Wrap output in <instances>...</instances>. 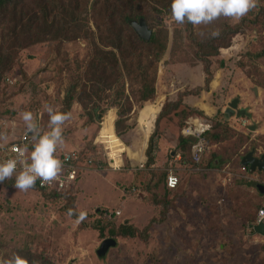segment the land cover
I'll return each mask as SVG.
<instances>
[{
	"label": "rangeland",
	"instance_id": "rangeland-1",
	"mask_svg": "<svg viewBox=\"0 0 264 264\" xmlns=\"http://www.w3.org/2000/svg\"><path fill=\"white\" fill-rule=\"evenodd\" d=\"M257 13L258 23H248L232 48L213 59L214 94L189 96L185 105L201 112L188 118L200 116L212 122L219 111L230 112L231 128L248 138L241 154L252 152L258 158L264 155V56L256 55L264 49V0H259L258 6L245 16L253 20ZM221 18L231 23L243 19ZM159 20L170 30L171 42L160 63L158 92L149 104H156L160 98L164 104L166 98L175 97L179 91L204 84L202 65L192 56L176 23L171 16ZM90 28L95 30L92 22ZM91 50L88 40L79 39L65 42L59 52L53 44L46 43L20 54L0 87V142L11 141L15 134L26 131L23 111H31L40 127L47 130L49 117L43 105L52 104L62 110L71 72L85 63ZM236 98L240 100L239 109L246 110L248 116L239 118L237 110L230 108ZM104 109V105L96 108L90 119L82 105L75 102L70 119L63 125L65 143L60 148L84 150L95 160L96 171L82 174L73 190L75 206L87 212L86 219L79 221L64 212V201L47 200L31 189L23 192L0 186L2 251L13 252L26 246L43 253L54 264H264V237L249 229L250 218L264 200L258 190L259 185L264 186V172L249 173L240 159L233 160L234 155L228 153L232 159L229 164L193 175L189 168L199 171L200 166L176 161L181 155L174 151L188 118L164 120L158 131L155 167L163 170L174 164L176 169L178 165L180 183L170 195L172 205L163 219L162 207L145 200L150 198V193L141 189L145 178L137 176V171L144 169L145 154L141 162H133L125 148L134 146L142 136L138 123L142 109L133 111L130 128L123 135L116 134L125 146L119 147L125 150L120 163L111 160L115 154L100 139L105 124L107 136L111 137L116 120L115 112ZM237 142L230 140L219 146L209 143L204 157L237 150ZM90 144L96 153L90 151ZM145 149L144 146L142 151ZM105 210L119 211L121 215L108 221L102 213ZM112 221L116 226L134 225L140 231L150 224L148 239L110 237L106 223ZM101 227L105 228V238L100 235ZM106 239H114L117 244L99 257L97 251Z\"/></svg>",
	"mask_w": 264,
	"mask_h": 264
},
{
	"label": "trees",
	"instance_id": "trees-1",
	"mask_svg": "<svg viewBox=\"0 0 264 264\" xmlns=\"http://www.w3.org/2000/svg\"><path fill=\"white\" fill-rule=\"evenodd\" d=\"M170 4L171 0H0V87L4 85L5 76L17 64L23 51L39 44L51 43L59 52L65 42L88 40L92 50L85 63L71 72L61 111L70 113L74 103L78 102L91 119L93 111L104 105V112L113 111L116 114L115 133L123 135L130 128L129 120L133 111L136 108L142 109L138 117L142 136L135 141L134 146L125 148L133 162H141L145 154L144 169L138 170L137 176L145 178V181H141V189L150 193V198L145 200L162 207L163 219L172 205L170 195L177 189L171 190L167 186L170 171L175 169L174 164L163 170L155 167L160 124L173 117L181 121L193 114H201L194 107L186 106L185 100L189 96L199 97L203 93L214 94L213 59L218 58L222 51L232 48L235 38L247 30L248 23H258L260 12L253 20L245 16L238 23L219 18L210 25H201L200 30L189 23L176 24L184 35L186 44L191 47L192 56L202 65L204 84L192 89L185 88L175 97L166 98L164 104L162 98L156 104H149L158 92L160 63L171 42L170 30L159 20L160 17L171 16ZM141 19L145 20L152 31L148 41L141 39L130 25V22ZM91 22L94 24V31L90 28ZM213 29L220 31L219 37H209ZM256 56L263 57L264 49ZM229 116L230 112L222 111L214 116L207 139L212 146H219L230 140L238 141L237 150L233 148L204 157L199 164L201 169L219 168L229 164L232 159L238 158L241 161L244 157L241 148L248 138L231 128ZM243 116H248V113ZM144 129H147V133ZM192 145L191 138L184 137L180 132L174 151L175 155H181L179 162L186 166H197L191 158ZM144 146L146 149L143 152ZM89 149L93 154L96 153L91 144ZM81 152L84 156L88 154L84 150ZM228 153L234 157L231 159L227 156ZM245 169L251 174L263 172ZM13 184L14 178L5 180L0 186L12 188ZM31 190L40 192L45 199L53 202L64 201L63 211L66 213L69 209L77 210L73 192L75 188L66 193L35 188ZM263 205L264 201L257 206L249 225L256 224L258 212ZM105 212L107 211L102 213ZM72 217L78 220L75 215ZM106 227L110 228V237L142 236L145 240L148 239L150 230V224L140 231L134 225L116 226L113 221L106 223ZM104 230L105 228H100L103 238ZM1 247L0 239V256L6 258V252L12 253L8 249L2 251ZM13 252L26 257L30 264H54L43 253L26 246Z\"/></svg>",
	"mask_w": 264,
	"mask_h": 264
},
{
	"label": "clouds",
	"instance_id": "clouds-1",
	"mask_svg": "<svg viewBox=\"0 0 264 264\" xmlns=\"http://www.w3.org/2000/svg\"><path fill=\"white\" fill-rule=\"evenodd\" d=\"M259 0H171V18L176 24H192L194 27L210 25L221 17L239 20L258 6ZM220 36L218 29H213L209 37ZM48 114L47 130L42 129L31 111H23L21 118L27 132L31 135L32 150L24 158L22 149H16L15 158L0 161V183L14 177L13 187L27 192L33 189L36 181L41 186L51 184L57 179L63 168V162L55 153L65 143L63 125L70 119V114L58 106L44 104ZM19 166V167H18ZM68 215H75L79 221L86 219L87 212L69 209ZM264 220V215L258 217ZM0 264H30L29 260L18 252H12L6 258L0 256Z\"/></svg>",
	"mask_w": 264,
	"mask_h": 264
},
{
	"label": "built area",
	"instance_id": "built-area-1",
	"mask_svg": "<svg viewBox=\"0 0 264 264\" xmlns=\"http://www.w3.org/2000/svg\"><path fill=\"white\" fill-rule=\"evenodd\" d=\"M211 127L212 121L209 118L193 116L186 120L185 126L182 128V135L186 138H191L193 142L191 158L195 165H199L202 162L207 150L209 149L207 134L211 130ZM12 138L14 139L11 141H8V139L1 140L0 161L8 158H15L17 155V152L15 151L16 149L23 150L24 158H27L30 155L32 150V141L31 135L27 132V130L21 135L15 134ZM81 151L82 150L80 149L63 150L62 148L58 147L55 155L63 162L61 173L51 184L41 186L40 180H37L34 188L40 191L57 193H66L74 189L82 174L90 170L96 171L94 169L95 160L93 156L91 154H86L84 156ZM121 154L119 156L115 154L117 157H111V160L116 162L115 159H120ZM179 183L180 181L178 176L174 174L173 171H170V174L167 178L168 188L175 190L178 188ZM120 215L121 212L119 211H107L104 213V218L108 221H111ZM260 215H264V205L258 212L256 225L261 223L264 224V220L258 219Z\"/></svg>",
	"mask_w": 264,
	"mask_h": 264
},
{
	"label": "water",
	"instance_id": "water-1",
	"mask_svg": "<svg viewBox=\"0 0 264 264\" xmlns=\"http://www.w3.org/2000/svg\"><path fill=\"white\" fill-rule=\"evenodd\" d=\"M8 1V0H6ZM130 25L133 27L135 32L138 34V36L143 40H150L152 36V31L148 28V25L146 24L145 20L141 19L138 22L132 21L130 22ZM256 92V89H255ZM239 103L240 100L238 98L232 100V102L229 104L230 108L232 110H237V116L240 118L243 115H246V110H240L239 109ZM249 115V114H248ZM241 165L244 167H249L250 171H262L264 170V156L261 158H257L254 156V154L248 153L246 156H244L241 160ZM259 192L264 194V186L259 185L258 186ZM249 229L253 231V233L260 235L264 237V224H258L249 225ZM117 242L114 239H106L102 242L100 248L97 251V254L99 257H104L110 248L115 247Z\"/></svg>",
	"mask_w": 264,
	"mask_h": 264
},
{
	"label": "bare ground",
	"instance_id": "bare-ground-1",
	"mask_svg": "<svg viewBox=\"0 0 264 264\" xmlns=\"http://www.w3.org/2000/svg\"><path fill=\"white\" fill-rule=\"evenodd\" d=\"M111 137L109 138V136H107V128H106V124L104 125V131L102 133V137L100 138L102 142H105L104 144H107V146L111 149L112 153L116 154L117 156H119L121 153H124L125 150H123L122 147L124 145H122V143L120 142L119 138L117 137L115 130L113 128L112 125V129H111ZM113 146V148H112ZM118 146V147H117ZM125 147V146H124ZM115 155H112V157ZM117 163H120V159H115Z\"/></svg>",
	"mask_w": 264,
	"mask_h": 264
},
{
	"label": "crops",
	"instance_id": "crops-1",
	"mask_svg": "<svg viewBox=\"0 0 264 264\" xmlns=\"http://www.w3.org/2000/svg\"><path fill=\"white\" fill-rule=\"evenodd\" d=\"M206 109V108H205ZM164 139V138H163ZM163 139H162V141H163ZM165 140V139H164ZM242 160V159H241ZM176 161H179V159L178 160H176ZM176 167V169H173V170H171V171H173L174 172V174H176L177 175V173H176V170H178V165L177 166H175ZM193 167V166H192ZM244 167V166H243ZM244 168H249V167H244ZM189 170H190V172H192V174L193 175H196V173H201V172H205L206 170L205 169H201V168H198V170L199 171H197V168L195 169V167L194 168H192V169H190L189 168ZM249 171H250V169H249ZM263 172H264V170H262ZM262 172V173H263ZM261 174V173H260ZM256 175H258V174H256ZM178 176V175H177ZM261 193V192H260ZM262 194V193H261ZM264 201V200H263Z\"/></svg>",
	"mask_w": 264,
	"mask_h": 264
},
{
	"label": "flooded vegetation",
	"instance_id": "flooded-vegetation-1",
	"mask_svg": "<svg viewBox=\"0 0 264 264\" xmlns=\"http://www.w3.org/2000/svg\"><path fill=\"white\" fill-rule=\"evenodd\" d=\"M262 156L258 157V158H261Z\"/></svg>",
	"mask_w": 264,
	"mask_h": 264
}]
</instances>
